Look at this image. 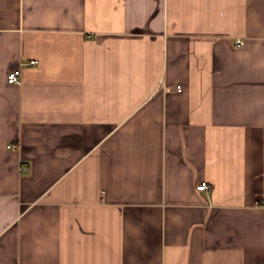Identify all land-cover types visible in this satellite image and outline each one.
Listing matches in <instances>:
<instances>
[{
    "label": "crops",
    "instance_id": "0c3cea01",
    "mask_svg": "<svg viewBox=\"0 0 264 264\" xmlns=\"http://www.w3.org/2000/svg\"><path fill=\"white\" fill-rule=\"evenodd\" d=\"M263 200L264 0H0V264H264Z\"/></svg>",
    "mask_w": 264,
    "mask_h": 264
},
{
    "label": "built area",
    "instance_id": "2783aa9c",
    "mask_svg": "<svg viewBox=\"0 0 264 264\" xmlns=\"http://www.w3.org/2000/svg\"><path fill=\"white\" fill-rule=\"evenodd\" d=\"M236 45L237 46H242L243 45V42H241V41L238 40L236 42ZM37 64H38V61H36V60L30 62V65H32V66L37 65ZM20 77H21L20 70H14V71H12V72H10L8 74V77L7 78H8V82L9 83H11V84H15L16 83L17 84V83L20 82ZM178 90L180 91L181 88H178ZM8 147L9 148H14L15 145H13V146L10 145ZM196 189L198 191H205V190H208L209 189V185L206 182H201L200 184L197 185ZM262 206L264 207V200L262 201Z\"/></svg>",
    "mask_w": 264,
    "mask_h": 264
}]
</instances>
